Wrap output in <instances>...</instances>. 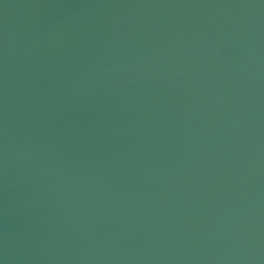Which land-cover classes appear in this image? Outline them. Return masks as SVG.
Listing matches in <instances>:
<instances>
[{
  "label": "water",
  "instance_id": "obj_1",
  "mask_svg": "<svg viewBox=\"0 0 264 264\" xmlns=\"http://www.w3.org/2000/svg\"><path fill=\"white\" fill-rule=\"evenodd\" d=\"M0 69L145 264H264V0H0Z\"/></svg>",
  "mask_w": 264,
  "mask_h": 264
}]
</instances>
